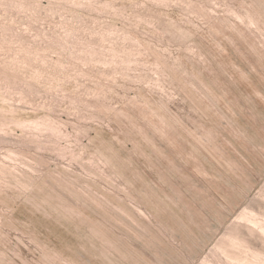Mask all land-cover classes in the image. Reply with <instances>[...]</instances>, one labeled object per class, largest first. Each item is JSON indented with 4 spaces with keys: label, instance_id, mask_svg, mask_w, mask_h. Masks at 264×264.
Segmentation results:
<instances>
[{
    "label": "rangeland",
    "instance_id": "1",
    "mask_svg": "<svg viewBox=\"0 0 264 264\" xmlns=\"http://www.w3.org/2000/svg\"><path fill=\"white\" fill-rule=\"evenodd\" d=\"M0 264H264V0H0Z\"/></svg>",
    "mask_w": 264,
    "mask_h": 264
}]
</instances>
